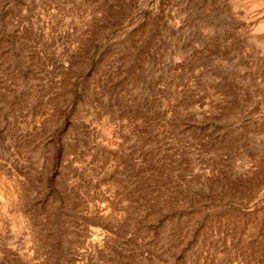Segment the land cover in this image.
Instances as JSON below:
<instances>
[{
    "label": "rangeland",
    "instance_id": "374dc122",
    "mask_svg": "<svg viewBox=\"0 0 264 264\" xmlns=\"http://www.w3.org/2000/svg\"><path fill=\"white\" fill-rule=\"evenodd\" d=\"M0 264H264V0H0Z\"/></svg>",
    "mask_w": 264,
    "mask_h": 264
},
{
    "label": "bare ground",
    "instance_id": "6f19581e",
    "mask_svg": "<svg viewBox=\"0 0 264 264\" xmlns=\"http://www.w3.org/2000/svg\"><path fill=\"white\" fill-rule=\"evenodd\" d=\"M188 3H189V2H188ZM196 3H197V2H196ZM196 3H195V4H196ZM189 4H190V3H189ZM191 4H192V3H191ZM194 12H195V11H194ZM196 12H197V11H196ZM50 75H51V74H50ZM82 257H83V256H82Z\"/></svg>",
    "mask_w": 264,
    "mask_h": 264
}]
</instances>
